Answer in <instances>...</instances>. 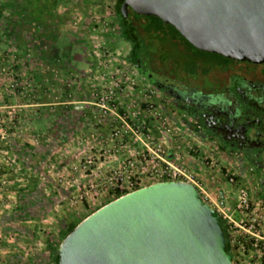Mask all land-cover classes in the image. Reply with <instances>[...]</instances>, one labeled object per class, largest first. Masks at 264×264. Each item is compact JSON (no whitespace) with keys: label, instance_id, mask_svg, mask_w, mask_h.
Segmentation results:
<instances>
[{"label":"rangeland","instance_id":"obj_1","mask_svg":"<svg viewBox=\"0 0 264 264\" xmlns=\"http://www.w3.org/2000/svg\"><path fill=\"white\" fill-rule=\"evenodd\" d=\"M116 3L117 0H0V232L3 216L13 208L11 203V209H6L5 198L15 191L10 190L21 177L20 181L26 185L30 182L33 191L39 192L28 219L42 212L47 222L38 230L26 228L41 230L42 239L38 241L47 245L39 264H54L47 249L50 243H60L61 228L82 222L114 201L121 195L120 187L124 189L147 171L149 164L143 157L149 148L162 145L174 162L178 157L187 162L190 156L205 166L203 161L208 157L214 164L205 166L210 169L206 181L210 189L206 185L205 190L219 207V191H224L227 202L230 196H237L224 174L233 173L226 161L241 165L237 156L243 154L197 133L190 126L194 122L191 117L132 65V44L121 36ZM14 35H21L24 44L17 46ZM150 45L155 78L166 70H177L176 76L186 79L177 73L181 72L178 67L183 57L172 48L163 51L171 46L169 41L155 38ZM21 102L46 109L40 120L41 133L29 132L26 137L32 143L27 147V166L14 145L21 135L17 106ZM55 139L63 142L55 146ZM30 159L35 160L34 164ZM261 161L258 167L251 165L259 174L247 178L250 184L246 186L264 201V156ZM244 167L238 169L249 168ZM33 234L25 232L27 237Z\"/></svg>","mask_w":264,"mask_h":264},{"label":"water","instance_id":"obj_2","mask_svg":"<svg viewBox=\"0 0 264 264\" xmlns=\"http://www.w3.org/2000/svg\"><path fill=\"white\" fill-rule=\"evenodd\" d=\"M129 12L158 18L199 51L264 65V0H127ZM220 220L194 185H150L80 222L58 264H232Z\"/></svg>","mask_w":264,"mask_h":264},{"label":"flooded vegetation","instance_id":"obj_3","mask_svg":"<svg viewBox=\"0 0 264 264\" xmlns=\"http://www.w3.org/2000/svg\"><path fill=\"white\" fill-rule=\"evenodd\" d=\"M176 41L170 42L171 46L163 51L172 48L183 57L187 65L182 61L178 67L181 72L177 73L186 79L176 76L177 70L170 73L166 70L156 78L158 87L191 117L194 121L191 128L201 136H208L220 146L241 152L249 163L254 161L256 166L258 160L262 163L264 65L237 63L214 54L195 57L196 53L185 43ZM261 184L264 190V183ZM220 198L225 205L221 191Z\"/></svg>","mask_w":264,"mask_h":264},{"label":"built area","instance_id":"obj_4","mask_svg":"<svg viewBox=\"0 0 264 264\" xmlns=\"http://www.w3.org/2000/svg\"><path fill=\"white\" fill-rule=\"evenodd\" d=\"M102 99L101 101H104ZM162 148V145L155 149L149 148L148 153L143 157L144 163L149 164L147 171L141 172L132 179L124 189L120 187L121 195L117 198L162 182L190 183L198 189L203 200L218 212L220 219L224 222L232 264H264V201L254 196L252 188L246 186V183H249L247 178L251 179L253 175L259 174L251 166L256 167V164H249L242 155L236 154L241 162V165H238L239 168L242 169L244 166L249 168L233 173L226 171L224 177L231 185V192L234 190L237 196L235 198L230 196L228 202L225 200V205H222L220 201L219 207L205 190L203 182L196 173L189 169L185 159L178 157L174 162ZM203 163L210 167L214 164L208 157L204 158Z\"/></svg>","mask_w":264,"mask_h":264},{"label":"crops","instance_id":"obj_5","mask_svg":"<svg viewBox=\"0 0 264 264\" xmlns=\"http://www.w3.org/2000/svg\"><path fill=\"white\" fill-rule=\"evenodd\" d=\"M18 19V18H17ZM20 21V19H18ZM19 23V22H18ZM15 36V35H14ZM21 35L18 36V38L13 37V40H16L17 46H21L24 44V41L22 38H19ZM56 48V46H55ZM38 48L35 50L37 51ZM56 50V49H55ZM40 54V52H38ZM35 104H31L29 102H21L20 104H17L20 109L21 113V120L18 125V131L21 133L19 136L16 137V141L14 140V145L16 149L19 150L21 155L23 156L22 162L27 166V161L28 158H30L27 153L28 150V144L30 146L32 145L31 142L27 141V135H29V132H36L37 135L40 134L43 128H41L42 124L40 123V120L44 116V112L46 109H42L41 107H36ZM82 108H79L81 110ZM55 110V109H51ZM52 112L49 113L51 115ZM69 114V113H68ZM66 125L70 124V121L68 120V116H66ZM46 121L48 118V114H46ZM46 125V124H45ZM50 123L46 125V127L50 128ZM67 129V128H66ZM51 136V131L48 134ZM60 141L58 139H55V142L53 143L55 146H58L61 144L63 141ZM34 144V143H33ZM23 147V149L21 148ZM26 148V149H25ZM32 156V155H31ZM30 163L34 164L33 162L35 161L34 159H30ZM226 161V160H225ZM187 162L188 166L192 168V170L196 173L198 178L204 182V187L207 185L208 181V175H210V169H206L207 167L201 165V161L196 159L195 157H187ZM228 165L231 166V169H233V172H238L240 171L239 166H238V161L236 163L237 166L233 165L232 163H229L226 161ZM205 170L209 171L207 173ZM32 173V172H31ZM35 174V171L33 172ZM240 174L242 173L239 172ZM5 175V174H4ZM3 175V176H4ZM21 176V175H19ZM21 178V177H20ZM19 178V183L14 185L12 190H15L13 193H11L10 197L6 196L4 204L7 205L6 209H11L10 204H13V208L11 212L5 213L2 219H4L1 223L3 225L2 231L0 232V264H39V257L42 253H47L46 248L47 245L45 242H39L42 239L41 235V230L39 231H30L26 229L27 227L30 229H41L43 228L42 226L45 225L47 222L45 221V218L42 215H38L37 218H30L28 219L23 218V219H17V220H7L6 217L11 216L12 214H15V212L19 209H24L25 206L23 204V200L28 199V206H31L35 208L34 203H37L35 199L38 198L36 190L33 191L32 186L29 183V185H26L24 180L20 181ZM23 178H26L23 176ZM28 178V177H27ZM207 178V180H206ZM23 181V183H22ZM207 188L210 189V187L207 185ZM41 189V187H40ZM211 191V190H209ZM221 192L224 193L223 190ZM210 193V192H209ZM24 195V197H22ZM220 195V191H219ZM7 203V204H6ZM38 206V205H37ZM42 210V209H41ZM10 219V218H9ZM26 233H34L31 237H27L25 235ZM27 239L29 241H27ZM39 240V241H38ZM39 242V244H37ZM37 244V245H36ZM32 246H35L32 248ZM48 251V249H47ZM33 262V263H32Z\"/></svg>","mask_w":264,"mask_h":264},{"label":"trees","instance_id":"obj_6","mask_svg":"<svg viewBox=\"0 0 264 264\" xmlns=\"http://www.w3.org/2000/svg\"><path fill=\"white\" fill-rule=\"evenodd\" d=\"M127 0H117L116 3V14L118 15L120 25H121V36L128 42L132 44V49L129 55V59L132 65L138 70V72L143 75L147 80H149L152 84L157 85V80L155 76L152 74V67L150 65V58L154 53H152L149 49L151 47L152 41L155 38L163 39L169 42H173L174 40L178 39L187 45V47L196 53L195 57H207L210 56V53H205L202 51L197 50L192 45H190L185 39H183L178 32L170 26L165 25L161 20L155 17L150 18H140L136 16L134 13L129 12L131 17L126 20L123 16V9L125 7ZM138 23L139 25L135 24ZM143 32L145 36H143ZM150 43V44H148ZM216 55V54H214ZM219 56V55H217ZM221 57V56H220ZM153 67L156 64H152ZM193 69L192 72H194ZM24 197V195H22ZM25 199V197H24ZM28 199L23 200V204L25 206L24 209H19L9 217H6L7 220H17L28 218L32 215V205L28 206ZM93 213V212H92ZM91 213V214H92ZM10 218V219H9ZM5 219V218H4ZM3 219V220H4ZM83 221V220H82ZM221 221V227L227 235L226 226L224 222ZM79 222H72L67 225V227L61 228L59 230L61 236L60 243L53 242L48 245V250L50 251L51 255L53 256V263L58 264L59 261V246L61 242L75 229V227L80 223ZM227 250L230 253V250L227 246ZM44 258V257H43ZM45 261V258H44Z\"/></svg>","mask_w":264,"mask_h":264}]
</instances>
